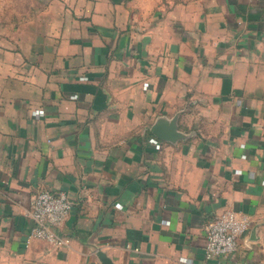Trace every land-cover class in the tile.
Listing matches in <instances>:
<instances>
[{
	"label": "crops",
	"instance_id": "obj_1",
	"mask_svg": "<svg viewBox=\"0 0 264 264\" xmlns=\"http://www.w3.org/2000/svg\"><path fill=\"white\" fill-rule=\"evenodd\" d=\"M41 191L73 202L68 245L29 240ZM227 210L249 227L207 259ZM101 255L264 264V0H53L0 26V264Z\"/></svg>",
	"mask_w": 264,
	"mask_h": 264
},
{
	"label": "built area",
	"instance_id": "obj_2",
	"mask_svg": "<svg viewBox=\"0 0 264 264\" xmlns=\"http://www.w3.org/2000/svg\"><path fill=\"white\" fill-rule=\"evenodd\" d=\"M72 206L73 202L64 193H37L28 213L34 222L29 240H44L58 247L68 245L70 239L58 234L57 229L66 219ZM248 227L247 219L235 211L227 210L218 214L206 226V258L233 255L237 249L238 238Z\"/></svg>",
	"mask_w": 264,
	"mask_h": 264
},
{
	"label": "rangeland",
	"instance_id": "obj_3",
	"mask_svg": "<svg viewBox=\"0 0 264 264\" xmlns=\"http://www.w3.org/2000/svg\"><path fill=\"white\" fill-rule=\"evenodd\" d=\"M53 0H0V26L9 27L49 7Z\"/></svg>",
	"mask_w": 264,
	"mask_h": 264
},
{
	"label": "water",
	"instance_id": "obj_4",
	"mask_svg": "<svg viewBox=\"0 0 264 264\" xmlns=\"http://www.w3.org/2000/svg\"><path fill=\"white\" fill-rule=\"evenodd\" d=\"M153 133L157 137L166 138V137L163 136L164 135L163 131H160L157 127H155V129H153ZM171 137H172V135H171ZM100 259H101L102 264H113V262L111 261V259L108 258L105 255H101L100 256Z\"/></svg>",
	"mask_w": 264,
	"mask_h": 264
}]
</instances>
